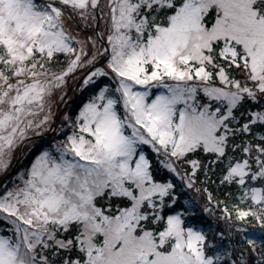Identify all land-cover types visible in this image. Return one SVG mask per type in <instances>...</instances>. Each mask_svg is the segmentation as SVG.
Returning a JSON list of instances; mask_svg holds the SVG:
<instances>
[{
  "label": "snow or ice",
  "instance_id": "snow-or-ice-1",
  "mask_svg": "<svg viewBox=\"0 0 264 264\" xmlns=\"http://www.w3.org/2000/svg\"><path fill=\"white\" fill-rule=\"evenodd\" d=\"M0 176V264H264V0H0Z\"/></svg>",
  "mask_w": 264,
  "mask_h": 264
},
{
  "label": "rangeland",
  "instance_id": "rangeland-1",
  "mask_svg": "<svg viewBox=\"0 0 264 264\" xmlns=\"http://www.w3.org/2000/svg\"><path fill=\"white\" fill-rule=\"evenodd\" d=\"M74 87L73 85H70V88ZM88 93L87 92H83L82 90L77 89L76 95L74 96V91H69V96L66 98V101L68 102L69 100H71L72 98H74V100L80 101L82 102L83 99H87ZM65 105L61 104L60 105V111H67L66 109H64ZM59 138V137H57ZM48 139H50V137H46L44 141H37V144H43L45 143ZM24 162V160H23ZM22 162V164H23ZM19 165V166H25V165ZM4 176H0V180L3 178Z\"/></svg>",
  "mask_w": 264,
  "mask_h": 264
},
{
  "label": "trees",
  "instance_id": "trees-1",
  "mask_svg": "<svg viewBox=\"0 0 264 264\" xmlns=\"http://www.w3.org/2000/svg\"><path fill=\"white\" fill-rule=\"evenodd\" d=\"M80 103H81L80 101L73 100V101H71V102L65 107V109H66L68 112L74 114V112L77 110V108H78V106H79ZM30 159H31V155H29L27 159H24V162H23L22 165H25V166H26V165L30 162ZM188 195H192V196H194L195 194L189 192Z\"/></svg>",
  "mask_w": 264,
  "mask_h": 264
},
{
  "label": "water",
  "instance_id": "water-1",
  "mask_svg": "<svg viewBox=\"0 0 264 264\" xmlns=\"http://www.w3.org/2000/svg\"><path fill=\"white\" fill-rule=\"evenodd\" d=\"M76 91H77V90H75V95H76ZM5 180H6V177H4L3 180H2L0 183H2V182L5 181Z\"/></svg>",
  "mask_w": 264,
  "mask_h": 264
}]
</instances>
